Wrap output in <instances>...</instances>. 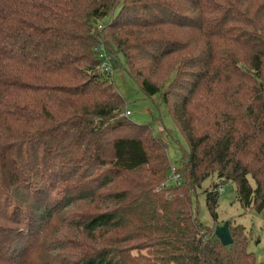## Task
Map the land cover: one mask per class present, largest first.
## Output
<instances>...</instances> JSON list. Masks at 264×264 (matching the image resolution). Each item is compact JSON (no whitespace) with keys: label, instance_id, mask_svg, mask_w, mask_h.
Listing matches in <instances>:
<instances>
[{"label":"trees","instance_id":"trees-1","mask_svg":"<svg viewBox=\"0 0 264 264\" xmlns=\"http://www.w3.org/2000/svg\"><path fill=\"white\" fill-rule=\"evenodd\" d=\"M100 45L168 104L189 146L177 183L96 72ZM215 174L264 211V0H0V264H264L243 226L225 246L195 215Z\"/></svg>","mask_w":264,"mask_h":264},{"label":"rangeland","instance_id":"rangeland-1","mask_svg":"<svg viewBox=\"0 0 264 264\" xmlns=\"http://www.w3.org/2000/svg\"><path fill=\"white\" fill-rule=\"evenodd\" d=\"M186 35L188 34L183 32L182 37ZM120 60L124 66L125 60L122 55ZM173 76L174 73L169 79ZM109 77L125 98L126 108L131 112L128 118L141 124H148L153 134L167 144L171 166L179 168L181 157L185 151H188L189 146L168 104L162 100L161 92L147 96L141 86L120 66L113 68ZM163 82L162 86L165 87L168 79ZM176 98L177 95L173 94L170 100L174 102ZM212 189H218L220 192L215 215L207 204V193ZM88 204V202H81L72 206L67 210L68 217L91 211V206ZM192 204L195 215L208 228L209 233H213L217 226L223 225L226 221L230 223V226L234 225L233 227L243 226L248 236L247 249L254 252L258 261L264 260V211L257 212L254 209L245 211L239 202L236 185L232 181H221L217 174L206 178L193 192ZM57 226L62 228L61 224ZM54 237L55 232L49 229L44 241H50ZM147 251V249L135 248L132 253L147 254Z\"/></svg>","mask_w":264,"mask_h":264},{"label":"built area","instance_id":"built-area-1","mask_svg":"<svg viewBox=\"0 0 264 264\" xmlns=\"http://www.w3.org/2000/svg\"><path fill=\"white\" fill-rule=\"evenodd\" d=\"M99 58L101 59V63L97 66L96 72L103 77H108L111 75L113 70V63L110 60V56L105 48V46L100 45L96 47ZM130 111L127 109L122 114L130 115ZM171 174L167 179V184L177 183L179 180V173L177 171V167L172 166Z\"/></svg>","mask_w":264,"mask_h":264},{"label":"water","instance_id":"water-1","mask_svg":"<svg viewBox=\"0 0 264 264\" xmlns=\"http://www.w3.org/2000/svg\"><path fill=\"white\" fill-rule=\"evenodd\" d=\"M215 235L225 246L231 245L234 241L230 230V223L228 221L215 228Z\"/></svg>","mask_w":264,"mask_h":264}]
</instances>
